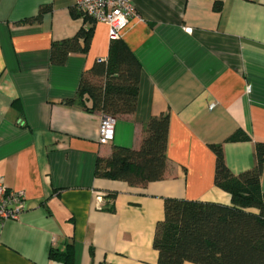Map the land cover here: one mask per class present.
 Masks as SVG:
<instances>
[{
  "label": "crops",
  "instance_id": "0c3cea01",
  "mask_svg": "<svg viewBox=\"0 0 264 264\" xmlns=\"http://www.w3.org/2000/svg\"><path fill=\"white\" fill-rule=\"evenodd\" d=\"M76 1L0 0V179L26 195L20 217L0 221V264H62L49 253L68 243L72 264H156L164 198L231 203L214 184L210 145L222 143L234 174L256 164L264 0H132L137 15L119 38L141 66L136 110L116 116L106 144L97 141L102 112L64 103L111 40L107 24L72 15ZM80 27L92 28L86 52L51 64V43ZM161 113L169 115L163 179L131 186L95 175L98 156L139 147L145 124ZM237 130L250 140L226 141ZM260 186L264 193V167Z\"/></svg>",
  "mask_w": 264,
  "mask_h": 264
},
{
  "label": "trees",
  "instance_id": "16d2710c",
  "mask_svg": "<svg viewBox=\"0 0 264 264\" xmlns=\"http://www.w3.org/2000/svg\"><path fill=\"white\" fill-rule=\"evenodd\" d=\"M46 8H40L36 19ZM71 12L89 20L75 6ZM91 35V27H80L73 36L53 41L50 63L63 65L69 54L85 53ZM140 74V63L125 42L111 39L107 57L96 60L82 74L76 95L64 103L115 118L131 114L136 110ZM168 130V113L150 117L139 147L112 146L108 156L97 157L95 175L131 186L163 179L168 165ZM246 140L250 137L241 130L226 139ZM210 148L215 154L214 184L230 194L231 203L164 198V217L156 223L152 244L158 252L156 264H264V193L260 186L264 143H255V166L238 174L226 165L222 143ZM108 197L114 198L115 193ZM108 210L113 211L114 206ZM73 255V245L68 243L64 250L51 249L49 258L72 264Z\"/></svg>",
  "mask_w": 264,
  "mask_h": 264
},
{
  "label": "built area",
  "instance_id": "2783aa9c",
  "mask_svg": "<svg viewBox=\"0 0 264 264\" xmlns=\"http://www.w3.org/2000/svg\"><path fill=\"white\" fill-rule=\"evenodd\" d=\"M74 6L90 20L107 24L111 39L119 38L131 18L137 15L132 0H77ZM249 89L250 85H247L246 90ZM215 105L211 103L209 108L212 109ZM114 129L115 117L102 114L98 128V143H109L114 137ZM25 201L24 191L11 189L0 179V221L18 219L25 210Z\"/></svg>",
  "mask_w": 264,
  "mask_h": 264
}]
</instances>
